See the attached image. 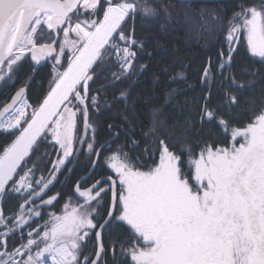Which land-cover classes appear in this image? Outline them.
I'll return each mask as SVG.
<instances>
[{
	"label": "snow or ice",
	"instance_id": "6c2138e0",
	"mask_svg": "<svg viewBox=\"0 0 264 264\" xmlns=\"http://www.w3.org/2000/svg\"><path fill=\"white\" fill-rule=\"evenodd\" d=\"M161 11L172 19L161 0H0V82L14 85L23 61L51 65L35 105L27 99L34 65L0 110V130L13 137L0 154V264H264V107L242 127L221 115L238 119L233 110H241L239 96L247 90L233 71L241 35L251 56L264 63V0L238 5L227 20L223 8H201L198 21L190 8L185 16V23L224 34L217 59L209 57L201 69L204 91L195 105L200 129L219 126L230 145L191 140V118L188 127L153 136L149 143L158 141L157 147L143 149L149 159L158 151L153 166L139 155L134 163L118 145L105 157L115 179L102 177L83 189L77 182L73 194L80 202L67 199L60 215L33 227L41 218L37 200L54 206L60 194L44 196L59 174L72 171L78 152L99 159L101 149L111 151L97 140L90 110L98 114L108 89L146 69L138 62L145 42L136 36V21H158ZM242 72L257 75L247 66ZM127 97L124 89L117 99ZM151 131L157 132L155 120ZM129 140L138 146L130 134ZM45 144L56 149L54 161ZM177 146L186 161L171 150ZM44 172L47 177H37ZM9 195L22 203L6 215ZM89 242L91 254L85 252Z\"/></svg>",
	"mask_w": 264,
	"mask_h": 264
},
{
	"label": "trees",
	"instance_id": "16d2710c",
	"mask_svg": "<svg viewBox=\"0 0 264 264\" xmlns=\"http://www.w3.org/2000/svg\"><path fill=\"white\" fill-rule=\"evenodd\" d=\"M258 3L259 1L249 0L244 2L200 4L197 7H191V13L189 14L197 19L199 18L197 13L201 8L209 10L223 8L224 11L220 15L227 20L234 10H238V5ZM188 12L189 9H187L186 13ZM159 18L162 21L166 18L163 12H160ZM186 28L188 29L187 26ZM173 30L168 28V24L165 21L155 25L152 24L150 29L143 22L136 23V33H141L145 37L147 35L143 39L146 50L144 53L138 54V62L147 65V67L143 72H138V75L134 76L131 80H125L118 86L108 89L107 98L101 101V111L98 114L93 116L90 110V119L96 118L94 121L97 125V140L99 143L103 133L109 136L108 125L110 124L112 125L111 130L121 131V129H124L126 133H131L136 138L139 137V131H142L143 134L148 135L150 142L154 135H163L164 129L188 127L186 119L191 118L193 121L191 125L193 132L190 134L191 140H207L209 142L216 140L219 142L218 146L230 145L231 138L222 134L219 126L205 124L204 129H200L198 123H196L195 105V101L204 91L200 86L201 69L209 57H212L214 62L217 59V51L224 43V34L215 33L218 35V41L214 42L215 47L212 46L211 42L213 41L209 38L205 41L202 40L200 45H195L192 41L191 43H187V40H183V37L180 39L178 35L170 38H161L159 36L164 32ZM240 43V53L233 71L236 79L242 82L247 90L243 95L239 96L241 110H233V114L238 119H232L225 113H221L224 119L229 120L236 127H242L249 122L250 117L258 112L261 107H264V63H261L259 58L251 56L247 49L244 35H241ZM211 48L216 49L214 54H212L213 50ZM33 66L30 60L23 61L17 71L14 85L9 84L5 86L0 82V110H2L4 104L10 103L15 91L32 74ZM245 66H247L249 71L257 72V75H244L242 70ZM50 68L51 65L47 64L37 73L27 93L29 103L35 105L37 97L45 94V89L50 79ZM181 74H183V78H181ZM250 81H255V83L251 87H248ZM124 89L128 91L127 99H117L120 91ZM216 99L219 101L221 97H217ZM249 107H251V111L248 110ZM154 120L157 122L156 133L151 131L154 126ZM12 139L13 137L0 130V154L12 142ZM149 142L148 144H150ZM157 144H151L150 151L155 149ZM42 149L49 154L53 161L55 160V148L51 147L50 144H45L42 146ZM171 150L181 155L183 161L187 160V156L181 153L179 146L171 148ZM196 151H199V149H196ZM112 152V150L108 151V154ZM77 158L78 160L74 164L69 165L72 171H64L59 174L57 181L54 182V186H50V190L44 196V199H48L50 196L59 193L60 195L58 200L54 202V206H47L45 208L37 200V205H40L41 218H36V223L33 224V227L44 225L45 221L50 219V214L52 213L60 215L62 213V206L67 199L70 198L73 204L77 203V200L73 196V187L90 170L93 157L90 156L89 158L85 151L81 150L77 153ZM157 160L158 151L152 156L153 165L157 163ZM101 162L103 164V158ZM41 167L43 168L44 166L41 165ZM41 174L46 177L48 175L47 172L37 173V177ZM97 174L113 175L110 169L105 166L96 168L94 176ZM20 203H22V200L18 195H9L3 204L5 214L11 215ZM100 211L103 213V209H100ZM11 244L12 241L9 242L10 246Z\"/></svg>",
	"mask_w": 264,
	"mask_h": 264
},
{
	"label": "flooded vegetation",
	"instance_id": "af4514ba",
	"mask_svg": "<svg viewBox=\"0 0 264 264\" xmlns=\"http://www.w3.org/2000/svg\"><path fill=\"white\" fill-rule=\"evenodd\" d=\"M246 1H249V0H246ZM231 2H244V1H231ZM161 3L166 5L168 7V11L171 12V14H172V19L171 20H168L167 18L163 19V21L160 18H159L158 21H155V20L142 21V20L137 19L136 23L137 22L138 23L139 22H143L144 25L147 28L150 29L152 27V24L155 25V24H159V23L165 21L168 24V28L169 29H174L175 31L173 30V31H169V32H164V33L159 35L161 38H170V37H173V36L175 37V35H178V36H180L179 37L180 39H182L181 37H183V40L186 39L187 43H191V41H192L195 45H200L202 40L205 41V40H207V38L211 39L214 36V33L204 32L196 24L185 23V16H186L187 9H189V8L191 9V7H197L200 4H219V3H201V2L192 1L190 3V5H189L188 2H181V1H178V0H161ZM157 7H159V5H157ZM161 12H163V11H161ZM193 20L198 21L199 18H197V19L193 18ZM186 26L188 27V29L186 28ZM150 33L153 34L151 31H150ZM136 36L139 37L142 40L147 37V35H146V37L142 36L141 33H136ZM244 37H245V40H246V36L245 35H244ZM94 119H96V118H93V120ZM108 132H109L108 133L109 136L105 135L104 133L102 134L101 141H100L101 144H104L105 142H108V141L112 140L111 142H109V144L111 145V150L113 152L116 151L118 145H123L124 146V151H126L129 154V156L132 158V161L134 163H138L136 161V157H137V155H139L140 162L145 163L148 167L153 166L152 158L151 159L147 158L146 154L143 153V149L145 147L151 148V145L148 144L149 139H148V135L147 134H143L142 131H139V137L136 138L133 134L130 133V135L136 141H138V146L133 148L131 146V142L129 140V133H126V131L124 129H121V131H119V130H111V129L108 128ZM113 132L119 134L118 138L113 139V137L111 135ZM231 143H232V141H231ZM84 151L87 154L86 149H84ZM111 154H108L107 150H102L100 158H99V162H98V165H97V168L100 167V166H102V167L105 166L106 167V165H105V157L110 156ZM89 158H90V156H89ZM102 158H103V164L101 162ZM77 160H78V158H76V161ZM94 161H95V157L92 158L91 168H92V166L94 164ZM99 163H100V166H99ZM157 163H158V160H157ZM91 168H90V170H91ZM142 169H147V167L142 168ZM182 170L185 171V172H189L190 171L188 166H182ZM89 171L84 176H86L89 173ZM110 171H111V173L113 175H105V174L100 175V174H97V175L94 176V174H93L90 179H88L87 181H85L84 183L81 184V189H83L85 187H88V186H91L97 180H100L102 177L111 176L112 178H115V175H114V173L112 172L111 169H110ZM83 177H81V178H83ZM80 179H79V181H80ZM189 182L192 183L191 176L189 177ZM73 196L75 197L74 194H73ZM75 199L77 200V203L80 202V201H78V199L76 197H75ZM91 251H92V244L89 242L88 247L85 249V252L88 253V254H91Z\"/></svg>",
	"mask_w": 264,
	"mask_h": 264
},
{
	"label": "water",
	"instance_id": "95a60500",
	"mask_svg": "<svg viewBox=\"0 0 264 264\" xmlns=\"http://www.w3.org/2000/svg\"><path fill=\"white\" fill-rule=\"evenodd\" d=\"M178 1H181V2H188V0H178ZM192 1H196V2H201V3H226V2H231V1H245V0H192ZM256 1H259V0H256ZM31 63L33 65H35V62L31 61ZM47 64L46 62H42L41 65H35L36 67V72H35V76H34V79L37 75V73L39 72V70L43 67H45ZM33 79V80H34ZM112 141V140H111ZM111 141H108L107 143L109 144V142ZM103 149H101V152H102ZM100 158V157H99ZM98 162H99V159H96L95 158V161H94V164L91 168V170L89 171V173L84 176L83 178L80 179V186L82 183H84L85 181H87L88 179L91 178V176L94 174L96 168H97V165H98ZM114 179V178H113ZM76 197V196H75ZM77 198V197H76Z\"/></svg>",
	"mask_w": 264,
	"mask_h": 264
},
{
	"label": "bare ground",
	"instance_id": "6f19581e",
	"mask_svg": "<svg viewBox=\"0 0 264 264\" xmlns=\"http://www.w3.org/2000/svg\"><path fill=\"white\" fill-rule=\"evenodd\" d=\"M246 1V0H245ZM217 37H218V35L217 34H214V36L210 39L211 41H213V42H211L212 43V46L213 47H215V41H218V39H217ZM217 48V47H216ZM213 51H212V54H214L215 52H216V49L215 48H211Z\"/></svg>",
	"mask_w": 264,
	"mask_h": 264
},
{
	"label": "rangeland",
	"instance_id": "374dc122",
	"mask_svg": "<svg viewBox=\"0 0 264 264\" xmlns=\"http://www.w3.org/2000/svg\"><path fill=\"white\" fill-rule=\"evenodd\" d=\"M257 58H259V57H257ZM141 170H147V169H141Z\"/></svg>",
	"mask_w": 264,
	"mask_h": 264
}]
</instances>
